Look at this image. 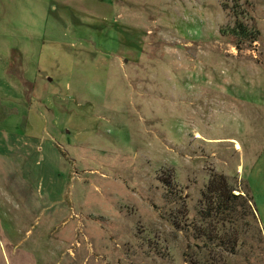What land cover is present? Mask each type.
<instances>
[{
    "label": "rangeland",
    "instance_id": "rangeland-1",
    "mask_svg": "<svg viewBox=\"0 0 264 264\" xmlns=\"http://www.w3.org/2000/svg\"><path fill=\"white\" fill-rule=\"evenodd\" d=\"M1 227L0 264H264V0H0Z\"/></svg>",
    "mask_w": 264,
    "mask_h": 264
},
{
    "label": "trees",
    "instance_id": "trees-1",
    "mask_svg": "<svg viewBox=\"0 0 264 264\" xmlns=\"http://www.w3.org/2000/svg\"><path fill=\"white\" fill-rule=\"evenodd\" d=\"M233 35L239 36H247L249 35V31L237 21L234 28L230 31ZM253 42H257L258 38H251ZM238 191L233 188L229 183V180L224 177H214L210 180L207 193L205 194V209L201 212L204 220L211 222L213 220L216 221H230L232 225H237L242 216L247 217L248 213L250 215L254 214L252 207L250 206V202H253L251 194L248 190L243 192L245 195H234V192ZM243 201V203H242ZM236 228V226H235ZM237 228L235 229V231ZM218 237H209L208 241L211 245L216 243ZM238 238L234 235V238L228 239L221 238L219 241L222 242L223 246L234 245L237 246ZM222 246V245H221ZM231 252L234 254L236 251H225Z\"/></svg>",
    "mask_w": 264,
    "mask_h": 264
},
{
    "label": "crops",
    "instance_id": "crops-1",
    "mask_svg": "<svg viewBox=\"0 0 264 264\" xmlns=\"http://www.w3.org/2000/svg\"><path fill=\"white\" fill-rule=\"evenodd\" d=\"M21 78H22L23 83H24V82H25V81H24V79H25L24 76H22ZM38 83H39V80H38V81H35V83H34L33 86H36V84L38 85ZM24 85H26V83H25ZM30 86H31V85H30ZM25 94H27V92H25ZM29 94H30V93H29ZM36 94L39 95V93H37V92H36ZM29 112H30V111H29ZM30 115H31V112H30ZM30 117H31V116H29V118H30ZM31 127H33V126H31ZM5 171H6L7 174H13V173H15V172L21 174L22 172H24V171L19 170V169H16V170H14V171L11 170L12 173H9V170H5ZM1 223H2V221H1ZM0 232H1V233L3 232L2 227H1V229H0Z\"/></svg>",
    "mask_w": 264,
    "mask_h": 264
},
{
    "label": "bare ground",
    "instance_id": "bare-ground-1",
    "mask_svg": "<svg viewBox=\"0 0 264 264\" xmlns=\"http://www.w3.org/2000/svg\"><path fill=\"white\" fill-rule=\"evenodd\" d=\"M236 149H237V150H239V149H240V147H239L238 145H236Z\"/></svg>",
    "mask_w": 264,
    "mask_h": 264
}]
</instances>
